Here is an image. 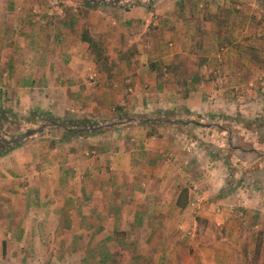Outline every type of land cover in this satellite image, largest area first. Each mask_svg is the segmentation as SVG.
<instances>
[{
	"label": "crops",
	"instance_id": "0c3cea01",
	"mask_svg": "<svg viewBox=\"0 0 264 264\" xmlns=\"http://www.w3.org/2000/svg\"><path fill=\"white\" fill-rule=\"evenodd\" d=\"M254 9V0H0V111L42 128L0 156V264H264L260 190H237L246 222L225 223L232 214H216L215 196L229 166L202 142L223 135L216 123L233 104L222 90L248 83L251 66L243 80L219 68L236 74L223 45L238 47L231 30L256 25ZM46 113L98 131L63 139ZM196 120L214 128L188 129Z\"/></svg>",
	"mask_w": 264,
	"mask_h": 264
},
{
	"label": "rangeland",
	"instance_id": "374dc122",
	"mask_svg": "<svg viewBox=\"0 0 264 264\" xmlns=\"http://www.w3.org/2000/svg\"><path fill=\"white\" fill-rule=\"evenodd\" d=\"M254 3L257 9H254L253 16L257 24L252 27L249 25V28H247L248 32H244L246 30L245 25H240L236 29L234 24H232L234 29L231 30V37L242 39H240L238 47L237 45H232L231 42L230 44L223 45V50L227 49L228 54V51H231L232 58H235L234 65H238V68L235 70L236 74L231 71L232 68L229 70L224 68V65H226L224 61L222 68H219L221 71H219L220 77H232L237 80H243L245 78V72L241 67L251 66V72L248 71L246 75L248 83L246 85H240L238 88L222 90L223 96L231 99L233 104L232 109L222 108V115L220 114V116L227 119L216 123L218 127L220 126L219 129H221L220 131L223 132V135H215L212 138V133L211 135L205 134L202 140L204 144L209 146L206 151L211 157L220 158L225 165L229 166L226 168L227 179L221 184V188L215 196V199H218V202L221 203L218 208H215V211L216 214H222L223 211L224 213L232 214V216L224 214L222 217L225 223L232 225L246 222V209L241 200V196H239V192L236 193L237 190L244 187L249 188V190L258 188L256 190H260V192L256 193L254 197L264 198V46L262 47L264 30H261L264 26L262 24V27L258 26V22L261 19L256 18L259 15H264V0H254ZM235 14L238 18L244 16L239 10ZM223 15L227 16L228 14L222 13ZM250 31L252 32L249 33ZM249 34L250 36L252 34L255 35L254 45L248 50H245L247 46L245 47L242 42ZM238 51L241 54L246 52L249 57H239ZM236 55L237 57H234ZM232 62L234 61L232 60ZM241 105H245L247 108L243 109ZM7 118L8 122H5L2 126L3 128L0 129V138L4 140H15L22 134H25L29 128L35 129L33 126H37L36 128H38L39 125L38 120L33 116L29 118H21L19 116L14 118L11 115H7ZM63 122L68 123L70 121ZM198 123L202 125L200 128L205 133V130L208 128H214V123L211 121L203 122L196 120L188 129L197 127L199 125ZM220 142L222 145L219 148ZM237 200L242 202L241 205H238ZM240 214H242L241 217H239ZM205 218L199 222L205 225L204 227H207L209 220L207 217ZM223 235L225 234L223 233Z\"/></svg>",
	"mask_w": 264,
	"mask_h": 264
},
{
	"label": "trees",
	"instance_id": "16d2710c",
	"mask_svg": "<svg viewBox=\"0 0 264 264\" xmlns=\"http://www.w3.org/2000/svg\"><path fill=\"white\" fill-rule=\"evenodd\" d=\"M88 6L93 7L90 2L86 3ZM81 38L83 41L87 42L90 44L91 48L96 53L101 54V49L102 45L100 41H96L95 39L89 37L88 34L83 33L81 35ZM7 115H11L14 118H17L18 115L14 113L12 110H1L0 111V129H2L3 124L5 122H8ZM34 117V116H33ZM35 118V117H34ZM41 118L43 119L42 122L44 123H50L51 125H60L61 127L64 128V134L62 136L63 139H67L69 137H77V136H88V135H93L95 134L98 129L96 128V125H89L86 122H76V123H67V122H61L55 118H53L50 114H41ZM80 123V124H79ZM42 128H29L26 130L25 134H22L20 137L16 138L15 140L10 141L11 139H3L0 138V156L8 153L12 149L18 147L24 140L28 139L30 136L36 134V133H41ZM22 140V141H21ZM201 221V220H199Z\"/></svg>",
	"mask_w": 264,
	"mask_h": 264
}]
</instances>
